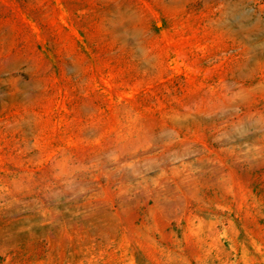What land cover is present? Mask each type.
<instances>
[{
    "label": "rangeland",
    "instance_id": "obj_1",
    "mask_svg": "<svg viewBox=\"0 0 264 264\" xmlns=\"http://www.w3.org/2000/svg\"><path fill=\"white\" fill-rule=\"evenodd\" d=\"M0 264H264V0H0Z\"/></svg>",
    "mask_w": 264,
    "mask_h": 264
}]
</instances>
